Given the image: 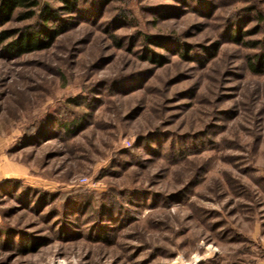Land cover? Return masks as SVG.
<instances>
[{"label": "rangeland", "instance_id": "obj_1", "mask_svg": "<svg viewBox=\"0 0 264 264\" xmlns=\"http://www.w3.org/2000/svg\"><path fill=\"white\" fill-rule=\"evenodd\" d=\"M35 1L0 18V264H264V0Z\"/></svg>", "mask_w": 264, "mask_h": 264}, {"label": "trees", "instance_id": "obj_2", "mask_svg": "<svg viewBox=\"0 0 264 264\" xmlns=\"http://www.w3.org/2000/svg\"><path fill=\"white\" fill-rule=\"evenodd\" d=\"M47 1H58L63 3L65 11L71 13L74 8L80 4L82 0H47ZM39 7V2L35 0H0V18H3V21L11 19L12 15L19 9H26L28 12L23 15L22 19L29 20L32 19L35 15V9ZM76 10V9H75ZM57 11L52 9L49 5H45L42 14L40 15L41 20L48 22L52 18H56ZM12 33H1L0 34V44L12 37ZM54 36V35H53ZM16 49L20 52L23 51H33L40 49L42 47V41L38 36L23 35L21 39L16 42ZM14 47V48H15ZM19 52V53H20ZM255 70V66H251ZM70 125H63V129H67L68 134H72L74 130H71Z\"/></svg>", "mask_w": 264, "mask_h": 264}]
</instances>
